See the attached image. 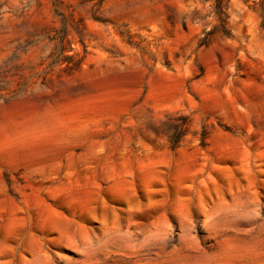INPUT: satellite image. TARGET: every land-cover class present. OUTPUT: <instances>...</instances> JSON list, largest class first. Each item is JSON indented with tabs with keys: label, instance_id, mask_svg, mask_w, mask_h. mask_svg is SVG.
<instances>
[{
	"label": "rangeland",
	"instance_id": "obj_1",
	"mask_svg": "<svg viewBox=\"0 0 264 264\" xmlns=\"http://www.w3.org/2000/svg\"><path fill=\"white\" fill-rule=\"evenodd\" d=\"M254 1L0 0V264H264Z\"/></svg>",
	"mask_w": 264,
	"mask_h": 264
},
{
	"label": "trees",
	"instance_id": "obj_2",
	"mask_svg": "<svg viewBox=\"0 0 264 264\" xmlns=\"http://www.w3.org/2000/svg\"><path fill=\"white\" fill-rule=\"evenodd\" d=\"M212 3L211 5V14L213 15L216 23L213 25L212 29L205 33V39L203 44H207L213 37L221 36L223 38H231L232 31L229 27V16L227 13V3L226 0H204V3ZM249 0H246L248 3ZM254 4L257 6L260 11L261 17L264 20V0L254 1ZM209 18V15H206L201 18L202 21H206ZM189 120L187 117H182V123L175 127V133L169 135V143L173 149L179 147L182 139L187 135L189 131ZM205 140V138H204Z\"/></svg>",
	"mask_w": 264,
	"mask_h": 264
}]
</instances>
